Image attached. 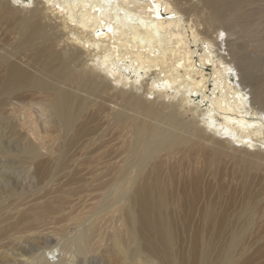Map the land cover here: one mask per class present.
I'll return each mask as SVG.
<instances>
[{
	"label": "bare ground",
	"instance_id": "bare-ground-1",
	"mask_svg": "<svg viewBox=\"0 0 264 264\" xmlns=\"http://www.w3.org/2000/svg\"><path fill=\"white\" fill-rule=\"evenodd\" d=\"M188 1L0 2V264L248 262L264 0Z\"/></svg>",
	"mask_w": 264,
	"mask_h": 264
},
{
	"label": "rangeland",
	"instance_id": "rangeland-1",
	"mask_svg": "<svg viewBox=\"0 0 264 264\" xmlns=\"http://www.w3.org/2000/svg\"><path fill=\"white\" fill-rule=\"evenodd\" d=\"M186 1H188V0H186ZM0 2L2 4H4L3 5L4 9L13 18L14 17H18V15L23 16L25 14V11L27 12L28 7H30L32 5L30 3V0H0ZM199 4H200V0H190V1L187 2V6L197 5L199 7ZM248 7H252V5H249ZM253 7H255L256 9H258L260 11H262L260 6H253ZM201 16H203V17H201ZM256 16H257V13H251L250 22H260L257 19ZM224 17L227 18V15H224ZM206 18H207L206 12H203L202 14H200V18H198V19L193 18L195 21H198V23L201 25L200 26V31H201L200 33H203V34H205V36L210 37V38H213V37H215L217 35H221L220 38L225 40V38L227 37L226 32H224L222 28H219L220 26H219V24L217 22V19L211 18L209 20H206ZM202 22H203V24H202ZM205 26L209 27L208 32H206V27ZM0 29L5 31V27L4 26H1ZM237 32H238V34H241V29L238 28ZM201 36H204V35H201ZM211 36H213V37H211ZM256 46H257L256 42L249 43V45L247 46V49H248L247 51L249 52L248 54L250 55L249 56L250 58L256 59V58L259 57L260 52H259V50L257 49ZM226 53L227 52H225V54ZM232 77H233V80L235 81V79H236L235 75L232 76ZM188 111H189V109L187 107L186 108V117L194 118L193 117V115H195L194 112L189 111V113H188ZM187 169H189V170H187ZM190 169H191V167H187L186 169H183L184 171L183 170L182 171L185 174H187V175L193 176L192 170H190ZM229 169L230 168L227 165L226 166V171H228ZM257 177H258V179L262 180V183L264 182V172H258ZM262 183H261V185L254 186L253 189L250 192L251 195L247 197V199H251L256 205V207H255V218H254V223H255L254 225L256 227H254L255 229L252 228L254 226L253 225L251 227V230L249 232H247V234H249L247 236L249 239H247V237H246L243 240L244 247L246 248V254H247L246 257H248V262H246V264H264V200H263L264 199L263 198V196H264L263 195L264 194V185ZM22 184H23V182H22ZM240 185H241V182L234 181L233 184L230 185V187H232L231 189L237 191V190H239ZM258 200H260V201L258 202ZM24 202L26 203V200ZM67 223H69V222H67ZM36 227H37V231H35L36 232L35 234H39V233L42 234L43 237L46 238V240H45L46 242L45 243H47V245L54 246L58 242H59V244L62 242V240H63L62 238H61L62 239L61 240L58 237L53 236V234L51 235L52 228H49L48 229L49 231L47 230V228L49 226L46 225V230H45L46 234L43 233V232H38L41 228L44 231L45 225H44V227L42 225L41 226L37 225ZM71 228L72 227H70V229ZM260 228H261L262 232H261ZM47 232H48V234H47ZM225 238L226 237L223 235L222 236V240L225 239ZM40 240L43 241L44 239L40 238ZM18 246L19 247H22V246L24 247L25 245L18 244ZM26 248H28V245H27ZM35 253L36 254L37 253H41V250L40 251L37 250V252H35ZM49 254L46 253V257L48 259H50L51 262L55 261L57 259L58 252L53 251V254H50V255ZM244 256L245 255H241L242 258H244ZM239 260H238V262L236 261L233 264H243V263H241L242 259H239Z\"/></svg>",
	"mask_w": 264,
	"mask_h": 264
}]
</instances>
